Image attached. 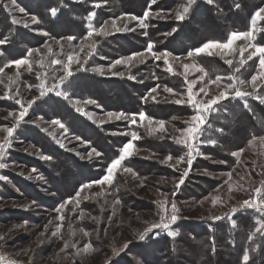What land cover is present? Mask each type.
<instances>
[{
    "label": "rangeland",
    "instance_id": "rangeland-1",
    "mask_svg": "<svg viewBox=\"0 0 264 264\" xmlns=\"http://www.w3.org/2000/svg\"><path fill=\"white\" fill-rule=\"evenodd\" d=\"M165 1L157 0V3L151 6L153 13L163 10L165 18L149 19L147 29H141L136 21H130L129 27L135 29L134 31L114 32L103 39L97 38L99 44L96 53L85 66L88 68L103 66L107 69L111 61L128 56L133 52L143 51L151 40L155 41L158 50L170 52L172 57H180L181 62H196L203 66L208 73V76L205 77L206 80L214 79L216 75L226 76L231 73L232 69L219 56L201 55L196 57L195 61L184 60L187 54L173 52L167 48L173 44L170 40L174 33L172 29L177 26L178 22H181L177 21L174 15H167V13H174L182 0H177L171 8L168 7V4H164ZM234 1L236 3L239 0ZM245 1L248 2V6L236 9L237 17H244L246 9L249 14L254 7L264 6V1L261 3V0ZM16 2L30 15H37L41 23L31 25L27 29L11 25V18L0 4V34H2L0 38L9 37V43L0 46V51L5 53L0 56V66L13 57L20 58L27 48H39L44 51L42 46L45 42L50 44L56 52H59V45L55 43V40L66 35L82 36L87 30L86 17L90 11L96 13L93 23L99 26L100 23L116 17L143 16L150 0H106V2L84 0L83 3L64 0V4L67 6L60 10V14L63 16L67 14L71 20L78 21L76 14H72V6L78 7L79 11H74V13L80 12L79 15H81L78 22L82 25V29L78 30L79 32L76 28V26H80L78 22L72 21L71 26L52 27L45 21V11H48L52 5L60 6V0H16ZM95 2H101L102 6L95 8L93 6ZM222 6L223 4L220 2L217 8L219 14L215 22L226 30L225 27L228 24L225 16L227 15L221 10ZM13 15L23 18V14L19 12H14ZM199 22L200 16L198 15L196 22H191L192 34L186 36L183 42L189 41L190 38L200 40L204 36L202 25ZM117 23L120 24L122 21L118 20ZM258 28L264 29V21L258 23ZM42 32H47L49 35L44 36L41 34ZM169 32L172 34L165 35ZM61 42L64 43L65 49L69 50L67 42ZM250 42L264 45V30L257 31L254 34V39ZM80 43V39H77L72 42V46L75 47ZM247 43L249 41L240 40L237 41V46H245ZM178 49L182 48L178 47ZM239 59L237 54L235 61ZM205 60H208L207 63L202 65ZM258 62V57H254L253 61H249L248 65L236 75L241 79H249L250 75L256 71L255 65ZM234 66L238 65L234 62ZM53 67L56 69V76L63 74L59 65ZM174 67L179 72L183 71L180 62L174 63ZM73 68L75 69V65ZM34 69L33 72H28L21 68L19 80L12 85L13 90L16 87L21 89V98L25 102L38 95L35 87L30 91L24 87L25 84L34 86L39 84L35 75V71L39 69L35 66ZM163 69V61H154L149 58L144 64L132 67L130 71L126 66H118L115 71L124 72V76H114L107 72L105 75L94 72H77L71 78L74 79L73 84L66 85V90L70 91L75 99L91 98L97 102V104L83 105L85 115L77 113L68 101L53 94L38 100L32 106L26 120L31 121L42 117V120L36 122L41 127H48L47 121L60 118L68 126V134L59 137L66 148H60L48 134L41 132L35 124L22 123L17 129L11 147L6 150L4 157L0 158V163L7 165L0 168V177H4L0 180V235L7 234L6 239L0 241V256H3L6 261H17L18 264H169L167 262L170 264H195V258H192V255L188 253L183 259L176 256L169 259V256L161 252L164 249L162 241L157 244H153V242L159 236H165L170 241L179 240L178 237L182 236V232L187 234L189 240H193L191 234L198 226L199 228L208 226L215 231L217 225L222 223L230 224L228 227L231 228L232 219L235 220L242 214L255 215V221L260 217V214L252 209L241 208V203L249 198L252 188L258 186L260 180L264 179V175H261V165H264V148L261 147L259 141H256L253 146H249L248 141L252 137L244 139L242 135H234V129L230 127V122L223 116L220 106V111L212 113L209 117L212 132H210V128L207 129L201 138H213L217 140V144L215 146L204 143L198 145L203 155L197 156L193 160L188 175L184 178V183L180 185L174 197L171 196L174 185L183 170L189 166L186 162H182L177 169H173L159 163V160L169 153L176 156L183 155L186 150H182L181 146L176 145L167 136L164 139L149 136L146 131V121V127L129 126L127 121L109 120L105 115L107 112L137 113L144 111L154 120L165 121L168 132L176 135L177 133L173 129L186 127L184 121L188 120L193 110L187 105L170 102L174 97L162 91L163 85L167 84L179 92H184V78L183 76L170 75ZM15 71V69H5L8 76H13ZM48 71L51 82L52 69L49 68ZM81 73L96 79V84L91 87L83 81L78 82L76 78ZM129 75H134L135 79H128ZM198 75L200 74L193 73L189 78L192 79ZM5 83H7L6 79ZM157 84L161 85V88L157 90L160 95L157 96L156 101L151 99L147 102L143 101L142 97L147 96L150 89ZM212 87L214 89L215 86ZM246 90L251 91V88L246 86ZM4 92V85L0 84V97ZM258 92L264 95V92L259 90ZM54 100H59L69 111L82 117L86 121L88 131L83 129L85 126L82 124V130H76L77 126L74 123L70 124L71 121L74 122L71 115L65 108L59 107L60 105ZM246 100L251 109L252 102L259 104L251 97H247ZM234 101H240L242 106L244 104V101L241 100ZM259 105L264 111V105ZM18 110L19 105H16L14 100L0 98V127L10 126L14 121L8 117V113ZM239 115L241 113H235L231 117L238 121ZM90 116L91 118H89ZM172 117L177 119L173 120ZM99 121H104V123H99ZM256 122L260 126L258 127L259 132L256 133L257 135L254 132L251 134H255L257 137L264 136V124L261 120L256 119ZM218 126L223 129L222 133L216 132ZM225 130L227 131L225 132ZM59 131L57 129V132ZM131 131H136L141 136V139L134 142L139 151L125 163L136 171L139 179L132 177L131 174H119L114 186L103 197L81 199L80 207L76 211H72L70 205L66 213L67 218L59 234L53 235L56 229L54 225H49V230L41 237L39 233L44 231V225L56 216L53 209L62 200L74 195L81 183L99 179L104 174V169L110 159L114 158L118 154L119 148L131 138L130 134L122 135L121 133H130ZM2 136L3 133H0V138ZM76 136L81 139L76 140ZM43 138H46L50 143L45 142ZM51 144L59 150V154L50 149L49 145ZM93 147L103 155L88 159L87 153ZM240 148H243L244 152L240 156L241 163L237 164L236 158L230 153ZM37 149L45 155L52 156L53 159L50 161L41 160L36 152ZM152 153L157 155L152 156ZM82 156L85 158L81 159ZM145 157L150 158L146 159ZM222 160L226 163L221 164ZM33 169L36 171L33 172ZM229 172L232 173L230 183L233 185V190L231 192L228 191V185L224 184V181L228 179L226 174ZM242 176L243 180H241ZM38 177H43V179ZM98 191V187H93L86 190L85 194L91 195ZM160 193H169V200L174 201L179 209L180 219L171 225V229L178 235L175 238L167 236L166 233L155 235L157 230H154L153 234L141 241L138 238L139 233L159 219L157 205L154 201L162 198ZM217 195L223 203L218 202L213 205L211 197ZM117 198L120 200V204L114 207L113 202ZM26 205L27 207H25ZM233 207L237 209L236 213H232ZM81 209L85 213L82 219L79 218ZM109 216L112 217L111 220L108 219ZM213 216H221L224 219L213 221L210 219ZM92 217H96L97 220H93ZM69 224H71V228H69ZM19 225L22 227H14ZM80 229L87 231L89 236L84 237ZM73 232L75 235L72 234ZM65 241L69 243L78 241V249H82L85 243H91L94 250L87 254L77 253L76 249L72 248L61 251ZM125 244L127 247L119 251V254L114 255L113 250H119ZM220 253L223 255L222 258L226 259L223 248ZM214 261L215 264H226L219 260ZM214 261L212 260L210 264H213Z\"/></svg>",
    "mask_w": 264,
    "mask_h": 264
},
{
    "label": "snow or ice",
    "instance_id": "snow-or-ice-1",
    "mask_svg": "<svg viewBox=\"0 0 264 264\" xmlns=\"http://www.w3.org/2000/svg\"><path fill=\"white\" fill-rule=\"evenodd\" d=\"M75 2L83 3L84 0H75ZM106 2V0H103ZM209 5H216V0H206ZM157 0H150L148 8L144 11L143 16L136 15H126L124 17H116L110 21L106 20L103 23H100L99 26L94 25L93 21L96 17L95 12H89L86 19L87 30L86 32L77 37L75 35H66L62 36L59 40H55V43L59 45V52H56L53 47L45 42L42 46L44 51L39 48H27L26 52L20 58H11L6 60L3 63V66H0V84L4 85L5 92L2 99H11L14 100L16 105H19V110L16 112H9L8 117L13 119V123L10 126L0 127V133H3L2 138H0V158L4 157L5 152L12 145V140L17 129L21 126L22 123H32L40 129L41 132L48 134L60 148H66L64 142L59 138L60 136H66L69 132L68 126L60 118H53L46 123L48 127H41L36 121L42 120V117H37L36 120H26L25 118L29 115L30 109L38 101L53 94L56 97H60L69 102V104L74 108L77 113L85 115V109L83 105L88 104H97L94 99H75L70 91L66 90V85L71 84V78L75 76L77 72H94L99 75H105V73H110L114 76H124V72L115 71L118 66H126L129 71L132 67L137 65L144 64L149 58L154 61H163L164 71L170 75L183 76L185 91L179 92L175 88L168 86L167 84L163 85L162 91L168 93L169 96L174 97L170 102L177 105H187L193 110V113L190 115L188 120L184 121L186 127L183 128H174L173 131L177 133L172 135L168 132V129L165 127V121L163 120H154L152 117L146 114L144 111L138 113H129V112H107L105 115L109 120H124L127 121L129 126L136 125L138 127H146L145 121L147 122L146 131L149 136H157L158 139H164L166 136L168 139H171L176 145L181 146L184 151L183 155L176 156L173 153H169L164 156L163 159L159 160V163L167 165L170 168L177 169L182 162H186L189 166L185 168L180 175L179 180L175 183L174 189L171 193V196H175L176 192L179 190L180 185L184 183V178L188 175L189 169L192 165L193 160L197 156L203 155L199 149V144L204 143L208 145L215 146L217 140L207 137L201 139L205 131L212 127L209 122V117L212 113L219 110L221 103L228 99L241 100L244 101L243 107L249 112L252 111L249 104L247 103L246 98L251 97L254 100H257L259 104L264 105V95L259 94L264 92V45L253 44L250 41L254 39V34L257 31H262L264 29L258 28V23L264 21V6L258 7L257 10L251 15L250 28L247 31H230L227 34L226 39L217 40L209 39L201 44L199 47L187 52V55L184 57V60L195 61V58L201 55H206L209 57L219 56L223 62L228 65L232 72L226 76L216 75L214 79H205L208 76L205 68L196 62L187 63L181 62L180 57H172V54L167 51H160L156 48V44L149 40L146 48L143 51L133 52L128 56L120 57L109 63L107 69L103 66H97L93 68H88L85 65L88 61L95 55L97 46L99 44V39H103L109 35H112L114 32H124V31H134L135 29L129 27L130 21H136L137 25L141 29H147L149 24L147 21L149 19H164L165 14L163 10L153 13L151 11V6L156 4ZM196 3V0H182L180 4L177 5L176 10L173 12L167 13V15H174L177 21H185L190 15L193 5ZM3 10L8 13L11 25L22 26L23 28H29L31 25H39L41 23L40 18L35 14H29L23 7L17 5L16 0H0ZM64 0H60V6L54 7L50 6L48 12L52 17H57L62 7H66ZM95 8H100L102 6L101 2H95L93 5ZM242 5L238 2L234 3V8L239 10ZM14 12H19L23 14V18H18L16 15H13ZM120 20L122 23L118 24L117 21ZM176 29L173 28L172 32H175ZM172 32L165 33V35H171ZM44 36H48L49 33L42 32ZM2 35V34H0ZM145 35L147 33L145 32ZM99 38V39H97ZM55 39V38H53ZM80 39L81 43L72 46V42ZM247 40L249 43L245 46H237V41ZM61 41L67 42L69 50L65 49L64 43ZM9 43V37L3 36L0 38V46L7 45ZM247 53V55H245ZM5 53L0 51V56H3ZM239 55L240 59L235 61V57ZM254 57H258V64L255 65L256 71L250 75V78L245 80L241 79L236 73L240 72L242 68L248 65L249 61H253ZM180 62V67L183 69L182 72H179L175 69L174 63ZM234 62L238 66H234ZM59 65L62 71V75H55V67ZM75 65V69L73 66ZM35 68L39 70L35 71L36 79L39 81L38 85L25 84L24 87L27 90H31L35 87L38 91V95L33 96L30 100L26 102L21 98V89L16 87L12 89V85L16 84L20 77L19 70L24 68L28 72H33ZM52 69L51 73V82L49 81V71ZM5 69H15L13 76H8L5 72ZM193 73H199L200 75L195 76V78L190 79V75ZM5 79L7 83H5ZM128 79H135L134 75H129ZM212 86H215L214 89ZM246 86L251 88V91L246 90ZM161 88V85L157 84L155 87L151 88L148 95L142 97V100L147 102L151 99L156 101V98L160 93L157 91ZM167 99V98H166ZM98 106V105H97ZM5 117V119H8ZM91 118V116L89 117ZM173 120H176V117H172ZM96 122V121H94ZM99 123H104V121H99ZM57 129L60 131L57 132ZM216 132H223L222 128H217ZM122 135H129L130 139L119 148L118 154L111 158L107 163L106 168L104 169V174L99 179H92L85 183H81L75 194L69 196L68 198L62 200L53 211L56 213V216L53 220H49L47 224L44 225V231L40 232L39 235L42 237L45 235V232L49 230V225H54L56 231L53 232V235H57L61 232L64 221L66 220V213L69 210L71 205L72 211H76L80 207L81 199L88 200L90 198H99L103 197L109 189H111L116 181V178L119 174H131L132 177L139 179L136 171L128 166L125 162L128 161L131 157L136 155L139 149L136 148L135 141L141 139V136L138 135L136 131H131L130 133H121ZM159 134V135H158ZM76 140H80L79 136L75 137ZM256 141H259L262 148H264V136H253L249 141V146H253ZM71 150V149H69ZM39 158L44 161H50L53 159L50 155L43 154L39 149L36 150ZM244 152L243 148H240L236 151L230 153L231 156L236 158V163L240 164V156ZM103 154L99 152L95 147L87 153V158L92 159L93 157H101ZM156 153H152V156H156ZM85 157H81L84 159ZM150 158V157H145ZM221 164L226 163V161H220ZM7 165L0 163V168H4ZM33 172L36 169L32 170ZM228 179L224 181V184L228 185V191L233 190V185L230 183L232 179V173L229 172L226 174ZM261 175H264V165H261ZM43 179V177H38ZM4 177H0V180ZM244 177H241L243 180ZM143 186V184H141ZM93 187H98V192H93L91 195H86V190H90ZM242 187V185H240ZM159 191V190H158ZM162 198L157 199L154 203L157 205V215L159 217L158 221L150 224L148 227L144 228L142 232L139 233V240H144L146 237H149L150 234L155 232V235L160 233H166L167 236L175 238L178 233L171 229V225L174 224L178 219H180L178 213L179 209L174 201L169 200V193H160ZM223 203L221 198L217 196L211 197V203L216 205L217 203ZM35 203V202H33ZM114 207L120 204V200L117 198L113 202ZM27 207V205L25 206ZM241 208L252 209L256 213L260 214V217L255 221V228L247 235V242L252 251H255V247L252 245L255 244L257 236L264 237V179L260 180L258 186L252 188V192L248 199H245L241 203ZM232 213H236L237 209L233 207L231 209ZM85 213L83 210H80V219L84 217ZM111 216L108 217L111 220ZM93 220H97L96 217H92ZM213 221H219L224 219L221 216L210 217ZM231 219V217H229ZM232 227H237V223L232 219ZM22 227V225L14 226ZM71 228V224H69ZM84 237H88L89 233L80 229ZM75 235V232L72 233ZM6 235H0V241L6 239ZM77 242L69 243L65 241L61 251L65 249L72 248L76 249L77 253L83 252L85 254L92 252L93 246L91 243H85L82 249L77 248ZM125 244L121 249H114L113 253L119 254V251L126 248ZM212 251H215V248H212ZM250 255L249 248L246 247L243 250L241 257V264H249ZM0 264H18L14 260H5L3 256H0Z\"/></svg>",
    "mask_w": 264,
    "mask_h": 264
},
{
    "label": "trees",
    "instance_id": "trees-1",
    "mask_svg": "<svg viewBox=\"0 0 264 264\" xmlns=\"http://www.w3.org/2000/svg\"><path fill=\"white\" fill-rule=\"evenodd\" d=\"M218 1L219 3L221 2L223 4L221 10L226 12L227 15L225 16V20L228 24L225 27L227 28L226 30H224V27L223 29L222 27H219L220 25L218 26V24L215 22V19L219 14L217 9L219 4ZM263 1L264 0H261V3ZM176 2L177 0H166L164 4H168V7L171 8ZM234 2V0H216V5H209L208 3H206V0H196V3L192 7L191 15L185 21L177 23V26L175 27L176 31L170 37V40H172L173 44L172 46H168L167 48L173 52H181L182 54H187L188 51L194 49L195 47L201 46V44L206 40H223L226 39L227 34L230 31L249 30L251 15L257 10V6L254 7L249 14H247L248 9L245 8L246 14L244 17L240 18L237 17L238 12L234 8ZM238 3H240L242 7L248 6V2L245 0H239ZM77 8L78 7L72 6V14H76L79 21V18L81 16L79 15L80 12L74 13V11H79L77 10ZM198 15L200 16L199 24L202 25L201 27L203 28L204 36L200 40L198 38L196 39L192 37L194 38V40L190 38L189 41L183 42L186 36L192 34L193 31H191V22H196ZM44 19L47 23L51 24L52 27L71 26L73 24L72 21L78 22L75 19L71 20L70 16H68L67 14L63 16L62 14H60V12L58 13L57 17H52L50 16L48 11H45ZM80 21H83L82 18L80 19ZM76 28H78L77 32H79L78 30L81 31L82 25L80 24V26H76ZM153 42L155 43V41ZM176 45H178V47L182 49H178ZM207 61L208 60L202 62V65H205ZM73 80L74 79H71V84H73ZM76 80L78 82L83 81L91 87L96 84V79H93V77H90L89 75L83 73H81L78 78H76ZM54 102L59 104V107L65 108L67 110V113L71 115L74 122L71 121V123H69H74L75 126H77L76 130H82L81 126L84 125L85 127L83 126V129L85 131H88V128H86V121L82 117L74 112L69 111L64 104H61L59 102V100H54ZM241 104L242 103H240V101H234L230 99L222 103L220 109L224 114L223 116L230 122V127L234 129V135H242L244 136V139H248V137L256 136V133L259 132L258 127L260 126L257 124L256 119L261 120L264 124V111L256 102L251 103V112L245 109ZM235 113H241V115H239L238 121H236V119L233 120L231 117V115H234ZM219 127L220 126H218V128ZM210 130V132H212V128H210ZM226 131L227 130H225V132ZM252 132H254L256 135L251 134ZM43 139L45 142L50 143L46 138ZM49 147L59 154V150H57L54 145L51 144L49 145ZM254 216L249 213L238 216L235 219L237 223V227L235 228H233L232 226L231 228H229L228 226H230V224L227 225L226 223L217 225L215 231L214 229L212 230L211 228H208V226L207 228H204L203 226H200L199 228L198 226L195 229L196 233L192 232L191 234L193 240H189L187 234H184L182 232V236H180L181 239L180 237H178L179 240L177 239L176 241H170L167 240L165 236H159V238L155 242H153V244H157L162 241L164 249H162L163 251L161 252H164V255L169 256V259H173V256L183 259L185 254L188 253L192 255V258H195V264H210L212 260H219L225 262L226 264H241L243 250L248 247L250 255L249 264H264V237H259L258 235L255 244L252 245V247H255V251L251 250V247H249V243L247 242V235L256 226ZM213 247L215 248L214 252L212 251ZM222 248L224 249V257H226V259L222 258L223 255L220 253ZM167 263L170 264V262ZM213 264H215V261Z\"/></svg>",
    "mask_w": 264,
    "mask_h": 264
}]
</instances>
